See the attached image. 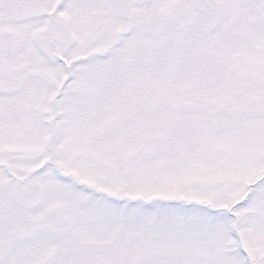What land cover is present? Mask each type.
<instances>
[{
    "label": "snow or ice",
    "instance_id": "1",
    "mask_svg": "<svg viewBox=\"0 0 264 264\" xmlns=\"http://www.w3.org/2000/svg\"><path fill=\"white\" fill-rule=\"evenodd\" d=\"M0 264H264V0H0Z\"/></svg>",
    "mask_w": 264,
    "mask_h": 264
}]
</instances>
